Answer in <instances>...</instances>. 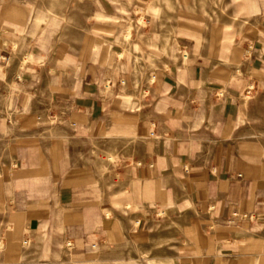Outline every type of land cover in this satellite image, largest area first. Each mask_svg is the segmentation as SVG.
Here are the masks:
<instances>
[{"label":"crops","instance_id":"0c3cea01","mask_svg":"<svg viewBox=\"0 0 264 264\" xmlns=\"http://www.w3.org/2000/svg\"><path fill=\"white\" fill-rule=\"evenodd\" d=\"M96 7V38L60 15L0 26V264H44L25 244L45 241L83 263L141 243L159 210L187 214L198 253L181 264H264V0L237 75L158 54L134 28L129 45L113 3ZM130 51L153 77L144 97Z\"/></svg>","mask_w":264,"mask_h":264},{"label":"rangeland","instance_id":"374dc122","mask_svg":"<svg viewBox=\"0 0 264 264\" xmlns=\"http://www.w3.org/2000/svg\"><path fill=\"white\" fill-rule=\"evenodd\" d=\"M11 1L12 13L0 16V26H16L20 31L31 28L36 32L60 15L61 24L76 28L77 32L92 33V37L96 38L100 32L99 25L104 23L98 15L97 0ZM110 1L118 15L125 18L123 24L127 28L129 45L133 44L134 28L142 40L152 41L158 54L175 60L193 55L220 73L227 71L232 75L240 73V66L247 57L243 48L244 38L260 20L259 0ZM1 5H6V1L0 0ZM186 44L189 46L187 49L182 47ZM17 48V42H14V50ZM128 56L134 58L133 76L144 97L153 77L148 66L138 64L133 51ZM107 159V166L115 167V155L110 154ZM129 212L124 211L126 215ZM114 214L110 219H116V211ZM186 217V212L159 210L151 216L147 235L141 243L114 241L105 249L99 244L90 248L96 256L80 264H181L182 261H195L197 247L192 241V230L186 224ZM111 232L114 233L113 230ZM25 248L43 249L45 256L41 261L44 264H68L70 261L71 244L67 247L59 242L45 241L39 246H32L28 242Z\"/></svg>","mask_w":264,"mask_h":264},{"label":"built area","instance_id":"2783aa9c","mask_svg":"<svg viewBox=\"0 0 264 264\" xmlns=\"http://www.w3.org/2000/svg\"><path fill=\"white\" fill-rule=\"evenodd\" d=\"M3 61H8L9 59L8 58H2ZM1 61V59H0ZM253 219V216L252 215H247V214H239L237 212L233 213L232 215V221L234 222H240V221H244V220H249L251 221Z\"/></svg>","mask_w":264,"mask_h":264}]
</instances>
